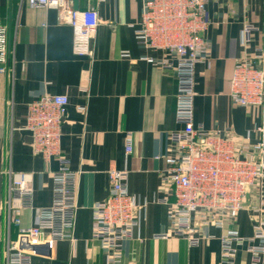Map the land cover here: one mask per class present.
Wrapping results in <instances>:
<instances>
[{
    "label": "crops",
    "instance_id": "0c3cea01",
    "mask_svg": "<svg viewBox=\"0 0 264 264\" xmlns=\"http://www.w3.org/2000/svg\"><path fill=\"white\" fill-rule=\"evenodd\" d=\"M75 9L93 7L100 23L90 57L73 52V30L59 19L55 7L33 8L26 0H0V25L7 27L10 55L0 72V264H6L8 239L27 248L19 227L7 232L6 204L20 205L19 192L9 196V176L25 178L33 188V208L21 213L22 227L36 222V209L53 203V172L33 148L25 128L27 104L45 94H66L68 114L62 126L61 153L78 174L77 212L72 238L46 242L33 251L32 264H107V254L92 236L93 208L110 192L109 170H127L128 190L137 202L139 227L123 244L120 264H253L241 246L232 263L221 258L224 229H201L202 241L191 246L177 238H161L170 229V188L160 172L170 153L175 120L177 79L156 64L167 54L147 49L136 39L143 0H72ZM205 38L211 60L196 68L195 119L208 130L231 126L239 143L256 142L264 106L244 108L230 98L234 64L244 54V24L258 27L252 45L264 46V0H210ZM1 66V65H0ZM134 145L126 153V137ZM258 199L252 196L251 202ZM249 208L228 223L244 236L253 234ZM259 264H264V258Z\"/></svg>",
    "mask_w": 264,
    "mask_h": 264
},
{
    "label": "built area",
    "instance_id": "2783aa9c",
    "mask_svg": "<svg viewBox=\"0 0 264 264\" xmlns=\"http://www.w3.org/2000/svg\"><path fill=\"white\" fill-rule=\"evenodd\" d=\"M33 8L55 7L59 19L73 30V52L77 56L93 54V40L100 18L93 8L75 9L72 0H26ZM210 0H143V10L136 27L138 43L147 49L167 54L157 65L172 70L177 79L175 120L180 126L169 135L170 153L160 172L161 181L170 188L173 203L168 211L170 229L156 235L177 237L198 246L201 229H224L221 235V258L232 263L241 246L252 257L253 264L264 258V113L257 127L256 142L239 143L231 126L208 130L195 119L196 68L211 60V49L205 38L210 21ZM258 27L246 23L241 44L244 54L234 64L229 95L244 108L264 106V46L252 45ZM10 43L7 27L0 25V72L6 71ZM66 94H45L27 104L25 128L33 136V148L45 160L57 159L53 172V203L36 209V222L22 227L21 213L33 208V188L25 178L9 176V196L18 191L20 205L7 200V232L18 226L19 236L27 248L8 239L6 264H32L33 251L46 242L72 238L77 212L78 174L70 160L61 153L62 126L68 114ZM134 137H126V153L133 151ZM127 170L111 169L109 196L93 208L92 236L99 240L107 254V264H120L123 244L134 237L140 225L137 202L128 190ZM258 200L248 205L249 199ZM249 208L253 214V234L244 236L236 228L225 229L240 213Z\"/></svg>",
    "mask_w": 264,
    "mask_h": 264
},
{
    "label": "water",
    "instance_id": "95a60500",
    "mask_svg": "<svg viewBox=\"0 0 264 264\" xmlns=\"http://www.w3.org/2000/svg\"><path fill=\"white\" fill-rule=\"evenodd\" d=\"M75 1H77V0H75Z\"/></svg>",
    "mask_w": 264,
    "mask_h": 264
}]
</instances>
